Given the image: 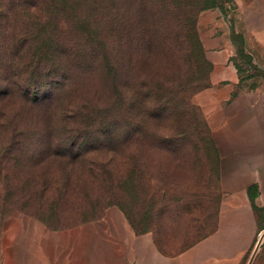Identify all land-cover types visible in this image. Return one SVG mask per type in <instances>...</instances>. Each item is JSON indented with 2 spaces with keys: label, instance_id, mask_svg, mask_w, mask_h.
Instances as JSON below:
<instances>
[{
  "label": "trees",
  "instance_id": "1",
  "mask_svg": "<svg viewBox=\"0 0 264 264\" xmlns=\"http://www.w3.org/2000/svg\"><path fill=\"white\" fill-rule=\"evenodd\" d=\"M83 2L89 9L82 17ZM95 2L0 0V220L20 212L50 230L99 220L129 191L135 198L142 192L151 151L184 148L176 139L148 136L141 126V112L145 118L148 108L139 100L149 98L153 89L137 78L144 77L161 52L157 28L136 24L132 32L131 27L133 37L126 39L124 51L120 41L125 38H108L112 29L96 23ZM222 2L231 0H211L208 7ZM33 9V15L25 14ZM134 18L144 21L143 11L137 10ZM122 26H114L116 33L124 34ZM193 35L197 60L209 66ZM232 40L243 55L242 38L232 33ZM129 74H134L131 85ZM82 87L92 91L79 106ZM134 98L138 120L129 113ZM256 193V188L248 189L252 201ZM121 212L137 233L148 232L138 231L123 208ZM64 213L86 218L59 227L51 223Z\"/></svg>",
  "mask_w": 264,
  "mask_h": 264
},
{
  "label": "rangeland",
  "instance_id": "2",
  "mask_svg": "<svg viewBox=\"0 0 264 264\" xmlns=\"http://www.w3.org/2000/svg\"><path fill=\"white\" fill-rule=\"evenodd\" d=\"M95 1L96 9H99L96 23H107L112 29V32L108 31V38H116L118 35L125 38L120 41L124 51L128 45L126 39L133 37L130 33L131 27L132 32L136 24H150L157 28L156 39L161 46V52L149 62L143 73L144 77L137 78L138 84L145 83L147 89L151 91L153 89L149 98L139 100V105L144 110L148 108L145 118H142L144 114L141 112V126L148 136L160 140L173 138L184 144L183 149L175 152L151 151L150 161L143 171L142 192L135 198L129 191V196L115 201L119 205L111 206L106 211L110 208H118L121 211L123 208L128 218L136 223L138 231L152 232L166 252H181L214 230L221 197L217 175L218 156L212 144V129L208 115L197 103V96L212 84L216 86L225 83L218 80L226 79L230 74L226 71L220 75L218 73L220 69H230L238 76L235 95L264 91V59H253L258 53L245 44L244 52L250 54V59H244L238 51V42L236 46L233 45L236 57L228 60L225 57V49L223 52L219 51L222 53H211L204 48L205 28L200 24V19L206 12L229 10L231 5L226 2L216 7H208L211 0ZM85 5L83 2L80 6L79 15L82 17L89 9ZM137 10L143 11L144 21L142 19L135 21L134 15ZM104 11H108L107 16ZM25 14L33 15L34 9ZM118 22L123 25L122 29H125L123 35L116 33L114 29ZM193 31L200 41L202 54L209 66L197 60L199 57L192 45L195 38ZM178 42L181 43L180 49L177 47ZM236 64L240 66L238 72L234 67ZM133 76L134 74L132 76L129 74L127 82L129 85L133 83ZM78 90L76 104L80 103L78 104L80 106L83 105V98L86 99L91 94L92 88L82 87ZM130 92L128 91L127 95H130ZM135 104L137 103L134 98L129 113L138 120L139 116L135 115L133 108L138 104ZM149 178H153L154 181H150ZM152 193H155L153 198L150 196ZM6 207L7 205H4V210ZM14 209L18 211L16 209L22 208L14 206ZM88 215L90 217L92 214ZM85 218L84 215L79 217L64 213L57 219H52L51 223L59 227ZM33 221L43 225L41 221L20 212L9 214L0 220V264L6 263L10 253L8 239L22 234ZM92 222L95 221L78 226ZM156 224H159L158 230L155 228ZM258 240L259 237H256L243 264H248Z\"/></svg>",
  "mask_w": 264,
  "mask_h": 264
},
{
  "label": "crops",
  "instance_id": "3",
  "mask_svg": "<svg viewBox=\"0 0 264 264\" xmlns=\"http://www.w3.org/2000/svg\"><path fill=\"white\" fill-rule=\"evenodd\" d=\"M230 5L201 17L204 48L225 49L226 60L236 57L234 33L258 53L253 59H264V0H231ZM242 56L250 59L249 53ZM234 67L238 72L240 66ZM226 71L230 76L218 80L224 84H212L196 99L209 117L218 156L221 197L211 234L169 253L152 232L137 233L118 208H110L100 220L69 229L28 222L22 234L8 239L5 264H243L256 237L264 234V91L233 96L238 76L230 69L218 73ZM249 188H256L253 201ZM253 264H264V241Z\"/></svg>",
  "mask_w": 264,
  "mask_h": 264
},
{
  "label": "water",
  "instance_id": "4",
  "mask_svg": "<svg viewBox=\"0 0 264 264\" xmlns=\"http://www.w3.org/2000/svg\"><path fill=\"white\" fill-rule=\"evenodd\" d=\"M262 241H264V234H262L259 237V240L257 242V245H256V247H255V249H254V251H253V253H252L251 257H250V260L248 261V264H253V261L255 259V256H256V254L258 252L259 246L261 245Z\"/></svg>",
  "mask_w": 264,
  "mask_h": 264
}]
</instances>
